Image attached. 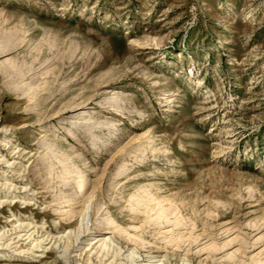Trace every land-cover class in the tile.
Wrapping results in <instances>:
<instances>
[{"label": "rangeland", "instance_id": "rangeland-1", "mask_svg": "<svg viewBox=\"0 0 264 264\" xmlns=\"http://www.w3.org/2000/svg\"><path fill=\"white\" fill-rule=\"evenodd\" d=\"M104 236L264 264V0H0V264H101Z\"/></svg>", "mask_w": 264, "mask_h": 264}, {"label": "bare ground", "instance_id": "bare-ground-1", "mask_svg": "<svg viewBox=\"0 0 264 264\" xmlns=\"http://www.w3.org/2000/svg\"><path fill=\"white\" fill-rule=\"evenodd\" d=\"M32 66V65H31ZM38 67V66H37ZM35 71L37 70V68L35 67V65H33L31 67V69L29 71ZM38 71V70H37ZM28 73L29 72H21V73H17L15 74V79H23V78H30L31 75L28 76ZM35 74V73H34ZM76 103V100H72L70 102V105L72 104H75ZM46 167V162H42L41 163V166L39 169H32V172L36 173V172H40L41 170H44V168ZM136 168V167H135ZM137 170V168H136ZM126 172L125 171H121L118 173V175H123L125 174ZM126 175V174H125ZM16 180H19V181H22L23 179H19V178H15ZM131 183V181H129L128 183H126V187L127 185H129ZM7 185V184H6ZM124 187V186H123ZM104 192L108 191L109 190V186L105 188H103ZM104 199L105 200H111L112 198L108 195V194H104ZM117 199V198H116ZM22 231H18L20 233H17L16 236L14 237H10L7 241H9L7 243V246L11 247L12 245H14V249L15 251L19 250L21 247L24 246L23 243H20L24 236H26L28 234V232H25V234H22ZM13 235V234H11ZM6 236V235H5ZM3 236V237H5ZM31 235H29L27 237V239L30 237ZM79 236V235H78ZM2 237V239H4ZM97 239V238H95ZM95 239H92L91 242L88 244V245H91L94 243V245L92 246V248L90 249V251H92L93 254L97 255V259L100 260L101 264H133V261L136 260V258L134 257L135 255H129V256H126V262L125 261H120L119 263H117V261L121 258V256L123 255L120 250H116L114 252V250L111 251V245L112 243L110 242V238L108 239L107 237L104 236V238H101V239H98L96 242H94ZM43 241V240H42ZM40 241V242H42ZM101 242L99 245L98 243ZM4 243V242H3ZM20 243V244H19ZM5 244V243H4ZM6 246V245H5ZM33 246H35V248H39L42 246V243H39V244H33ZM34 248V247H33ZM32 249L28 248L27 250H21L18 254H23V253H27L29 251H31ZM33 252V251H32ZM31 253V252H30Z\"/></svg>", "mask_w": 264, "mask_h": 264}]
</instances>
